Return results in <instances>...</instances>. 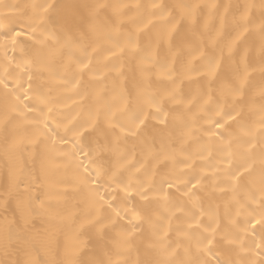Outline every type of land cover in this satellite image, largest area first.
<instances>
[{
    "label": "snow or ice",
    "instance_id": "6c2138e0",
    "mask_svg": "<svg viewBox=\"0 0 264 264\" xmlns=\"http://www.w3.org/2000/svg\"><path fill=\"white\" fill-rule=\"evenodd\" d=\"M0 264H264V0H0Z\"/></svg>",
    "mask_w": 264,
    "mask_h": 264
}]
</instances>
